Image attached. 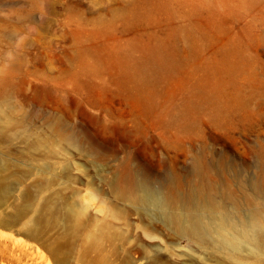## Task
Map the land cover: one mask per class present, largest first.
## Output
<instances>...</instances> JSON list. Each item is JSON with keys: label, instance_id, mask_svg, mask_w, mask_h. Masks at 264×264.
Here are the masks:
<instances>
[{"label": "rangeland", "instance_id": "1", "mask_svg": "<svg viewBox=\"0 0 264 264\" xmlns=\"http://www.w3.org/2000/svg\"><path fill=\"white\" fill-rule=\"evenodd\" d=\"M157 1L0 0V264H238L118 199L109 182L140 175L151 190L182 194L212 182L222 208L252 210L248 181L264 155V0H192L196 13L171 0L151 16ZM210 14L221 22L214 41L191 26ZM189 30L203 64L237 40L240 106L204 104L182 118L178 95L154 114L133 84L96 64L107 48L171 35L194 61ZM196 155L205 179L192 173ZM172 170L178 189L165 186Z\"/></svg>", "mask_w": 264, "mask_h": 264}, {"label": "bare ground", "instance_id": "2", "mask_svg": "<svg viewBox=\"0 0 264 264\" xmlns=\"http://www.w3.org/2000/svg\"><path fill=\"white\" fill-rule=\"evenodd\" d=\"M170 1L158 0L149 8V14L167 13ZM182 1L190 4L192 13L197 12V6L191 5L192 0ZM139 3L142 5L141 1ZM191 26L205 40L219 38L221 22L214 14L208 15L205 21L196 20ZM192 31L189 30L187 36L194 61L190 62L177 53L171 35L136 39L122 50L107 48L104 55H98L96 64L115 72L120 83L133 84L135 99L154 114L168 112L167 104L178 95L184 96L179 111L182 118H187L204 104L216 105L223 111L240 106L243 103L242 82L247 75L237 40H231L203 64L200 40ZM258 159L256 173L248 181L256 204L244 216L238 208H222L215 199L216 188L212 182L208 184L209 194L202 187H193L187 194L151 190L140 175L131 178L117 175L109 185L118 199L147 210L179 236L211 246L231 263L264 264V155ZM192 166L196 178L209 177L203 156L196 155ZM165 184L169 189L180 188L181 181L174 170L169 173ZM72 214L70 210L68 215Z\"/></svg>", "mask_w": 264, "mask_h": 264}]
</instances>
